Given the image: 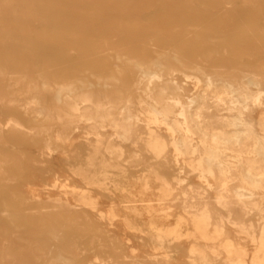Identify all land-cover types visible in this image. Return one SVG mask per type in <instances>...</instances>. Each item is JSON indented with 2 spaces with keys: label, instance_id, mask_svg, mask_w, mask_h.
Here are the masks:
<instances>
[{
  "label": "bare ground",
  "instance_id": "1",
  "mask_svg": "<svg viewBox=\"0 0 264 264\" xmlns=\"http://www.w3.org/2000/svg\"><path fill=\"white\" fill-rule=\"evenodd\" d=\"M153 1L0 0V115L8 125L6 135L0 126V182L15 180L22 169L17 147L25 139L24 122L33 123L30 138L45 155L57 148L58 135L82 121L84 158L69 172L83 190L72 191L73 200L108 226L119 221L141 243V253L124 264H264V65L249 70L220 64L209 71L196 65L192 93L174 78L188 68L191 40L203 45L219 39L199 31L236 29L248 20L256 29L262 1L180 0L154 21L127 17ZM111 13L128 19L101 20ZM75 14L89 18L76 21ZM228 14L229 24L222 18ZM157 39L172 45L163 48ZM113 41L147 43L150 50L115 49ZM72 44L79 62L91 61L90 46L110 67L94 72L69 65L65 72L61 64ZM206 56L212 57L211 49ZM106 128L110 134L103 133ZM170 164L205 181L198 189L176 190L164 173ZM7 190H0V264H87L76 242L91 225L69 200L46 195L30 202ZM152 190L150 201L145 195ZM103 203L107 211L99 208ZM159 216H174V222L162 224ZM246 216L262 221L250 237V253L226 231L230 226L243 233ZM61 218L65 231L56 223ZM103 249L88 264H112V255L127 258L121 243Z\"/></svg>",
  "mask_w": 264,
  "mask_h": 264
},
{
  "label": "rangeland",
  "instance_id": "2",
  "mask_svg": "<svg viewBox=\"0 0 264 264\" xmlns=\"http://www.w3.org/2000/svg\"><path fill=\"white\" fill-rule=\"evenodd\" d=\"M261 1H262L261 5L263 12H260L258 18L254 20L257 24L256 29L252 28L251 26L252 22L248 20L244 22V26H240L239 28L236 29L232 27L231 28L226 27L221 30L219 29L220 30L219 31L218 28L214 27L210 29L209 32L199 31L200 35L203 36L215 35L216 37L219 38L217 39V41L215 40V42L212 44L208 43L202 45L195 40L190 41L188 46L189 45L191 46H189V49L186 51V55H187L186 65L188 66V68L185 69L184 73H174V78L177 79L178 82L183 84L184 87L190 91V93L194 91L192 81L196 80V77H198L193 70L196 67V65H200V66L202 65V67L206 66V71H209L208 67H210L211 65L219 66L220 64H223L225 68L239 64V65H243L249 70L251 69L253 70L255 68L261 69L263 67L264 65V53H263L264 0ZM103 2L104 1H102V3ZM235 2L237 5H241L243 3V0H235ZM172 3L179 4L180 0H154L153 2L146 3L139 11H136L134 13L127 12L126 14L127 17L129 18L132 17L133 19L146 23L156 20L157 17L160 14H162V12L166 10H170L172 8ZM253 10L255 9L253 8ZM69 17L70 14L65 15L66 19ZM127 17L123 18V16L121 15L118 16L114 13H111L108 14L107 16L101 17V20L109 22L112 19L125 20L128 19ZM71 18L75 19L76 21L77 20L82 21L89 17L80 14L78 15L75 14L74 16L72 15ZM222 18L223 20H225L226 23L229 24V21L232 18V16L228 14V15H223ZM187 20L188 19H186L185 21ZM37 27L39 26L37 25ZM245 33H247L248 35ZM75 36L76 38L80 39L83 38L84 35H80V36L75 35ZM255 38H258L257 42H255ZM157 41H159L158 45L162 46L163 48H170L172 45L171 42L167 43L166 41H162L160 39H157ZM238 42L241 44H239ZM72 45H68L65 52L67 55L66 57L72 60L71 63L69 64L68 59L65 58L61 64V66H63L64 71L66 70V68L69 67V65L73 66V68L78 67L79 65H83L84 67H87L94 72H106L110 67L107 65V62L105 59H103V57H99L101 55L95 53L96 51L95 47L93 48L90 46H88L87 48L90 53L87 59H90L91 61L79 62L80 56L76 50V46H74V44ZM237 45L238 47H236ZM110 47H113L115 49H128L130 51H135V52L142 51L145 53L149 52L150 50L147 43L129 44L127 42L122 43V42L113 41ZM231 47L234 49H232ZM103 48L104 50H106L105 48L108 47L104 46ZM208 49L212 50V57L210 58L206 56ZM230 52H235L234 55L235 57H233L232 55L229 56L228 54ZM243 55L244 56L247 55V57H244ZM249 56L252 57V59ZM108 62L110 63V61ZM174 66L175 65L170 64L169 68L174 69L175 68ZM9 77H13V76H6L7 79ZM32 83H34V81ZM32 83H30L29 85H32ZM46 100L49 99L47 98ZM137 110L139 109L137 108ZM23 124H24L23 132L25 133L24 134L25 139L22 142V144L19 147H17L21 155L20 163L22 165L21 166L22 169L18 177L15 178V180H4L3 182H0V190L6 188V190L8 189L7 190L8 192L12 191L17 193H22L26 201H30V202H33L36 196H39L41 199H45L46 195L58 201L65 202L66 199L69 200V205L71 206V208L74 209V211L81 216L82 214H84L89 220V224L91 225L90 228L91 231L88 232L79 240H77L76 242L79 249V253L82 256L80 260H83L87 264L90 262H96L94 258L97 255V253H99V248L102 247L103 249V245H107L110 243L112 244L121 243L123 248L122 255L127 257V258H115L114 255L111 254L112 256L109 258V262L112 264H124L130 260V256H135L140 254L141 243H139L138 240H135L132 235H129L126 232L124 233L123 228L119 221L114 222L113 226H108L106 225L105 222H100L99 220H97L96 217L92 215L94 213L79 208L78 203L73 200L74 197L72 191L77 193V191L79 192L83 190L82 183L77 177L73 176L69 172V169L79 166L82 163V159L84 158L83 152L85 150L84 149L85 147L83 146V144L86 140L84 133L85 132L84 122L82 121L75 122L74 127L71 130L62 133L61 135H58L59 136L58 140H56L58 145L57 148H55L50 153L45 151L44 152L45 155H41V153L44 151V148L40 145L33 143L32 139L30 138V137H34L33 132L30 129L33 126V123L24 122ZM140 124L141 123H139L138 126H140ZM0 126H1V130H3L4 132V135H6L8 125H7V117H5L4 115H0ZM159 130L162 133H164L163 128L161 129L159 128ZM103 133L110 134L111 130L106 128L103 130ZM42 137L46 138L47 137L46 133H42ZM89 139L91 140V137ZM132 172L134 175L138 174L137 171H132ZM164 173L165 175H167L168 179L172 181V184H174V188L176 190L198 189V185H201V183L205 181L204 178L194 177L191 174H185L183 170L181 171L178 170L177 167L172 164H170L169 168L164 170ZM130 189L132 191L136 190L134 189V187L131 186ZM154 194H155V190H152L151 193L146 194L145 197L150 201H153ZM104 204L105 203L99 206V208L107 211V205ZM151 204L155 206L154 202H151ZM142 205L143 204H136L135 206L138 209H140V211H143L144 207ZM116 207L117 210L119 211L118 212L119 216H122L120 206L117 205ZM262 208L264 209V204L262 205ZM178 212L179 210H176L173 213L176 214ZM142 218L146 219L145 216ZM142 218H140V220L143 222L144 220ZM156 219L165 225L172 224L174 222V216L168 219H165L163 216H159L156 217ZM261 222H262L261 219L258 217L246 216L244 218L245 226L243 227V233H239V231H236L238 232L237 234L234 233L233 229L230 226H226V231L228 232L229 237H231L234 241L241 243L250 253L255 245V242L251 241L250 237L257 236L259 228L261 227ZM56 223L59 224L60 229L65 231V226H64V224L66 223L65 219L62 218L58 219ZM181 244H183V242ZM183 245L185 246V244ZM208 246L215 247L217 246V242L216 243L211 242L208 244ZM178 260L181 262L184 259L178 256ZM38 264H43V260L40 259L38 261Z\"/></svg>",
  "mask_w": 264,
  "mask_h": 264
}]
</instances>
